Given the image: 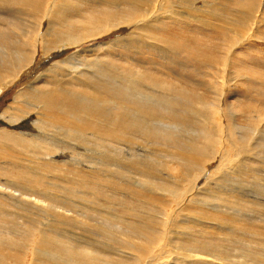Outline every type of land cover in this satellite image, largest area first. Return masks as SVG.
<instances>
[{"label": "bare ground", "instance_id": "1", "mask_svg": "<svg viewBox=\"0 0 264 264\" xmlns=\"http://www.w3.org/2000/svg\"><path fill=\"white\" fill-rule=\"evenodd\" d=\"M168 1L0 0V93L19 81L39 53H57L60 57L61 53L76 52L51 65L45 75H40L19 93L16 90L18 98H25V103L16 102L18 108L9 106L1 112L0 174L4 175H0V264H264V252H261L264 249V217L246 215L252 218L232 219L228 213L204 211L202 203L204 196L211 199L213 193H223L218 176L222 178L227 174L244 178L252 175L262 181L264 190V174L260 175L261 171L257 169L253 174L248 167L241 166L261 163L253 158L252 151L261 145L256 143V135L264 144V80L241 75L237 71L239 60L236 61L235 54L236 48L261 34L264 0L238 1L234 3L238 13L235 7L230 10L222 7L225 15L234 20L224 23L229 34L228 43L220 65L213 73H204L208 80L204 85L203 80L200 83L192 73L199 68L193 60L187 59L185 64L177 62L179 68L187 71V77L191 76L189 84L183 87L181 81H163L141 68L121 70L101 60L98 54L94 55L92 49L95 46L81 48L82 43L113 36L125 52L139 56L136 37H142L146 32L154 36V31L159 29L165 31L158 24L171 22L186 27L192 26L190 22L194 21L205 24L203 18L198 17V14H204L199 8L190 9L182 4L172 8L166 6ZM86 6L94 10L76 14ZM221 10L220 7L206 13L225 21L219 13ZM154 40L157 43L146 48L164 51V45L158 42L160 39L154 36ZM102 45L110 47L101 49L108 56H112V48L119 47L109 42ZM117 53L123 54L118 50ZM133 60L138 62L137 58ZM197 71L199 73V69ZM195 83L209 88L213 101L202 98L201 88ZM239 85L247 90L245 97L233 91L231 98L248 100L250 105L244 118L254 125L239 124L236 118L242 115L240 109L234 110L226 100V92L232 93ZM79 88L82 92H78ZM259 88L255 97L248 92V89ZM255 112H258L256 116ZM141 141L159 151L149 153L147 150V155L135 156L136 160L131 163L137 169L132 176L143 180L141 183L128 181L123 175L127 170L125 166L111 158L118 155L120 163L126 162L129 159L124 153L125 144ZM150 157L162 159L158 169L138 161ZM174 165L180 168L177 172L172 168ZM214 165L217 173L210 174ZM86 170L94 172L92 179L104 180L103 185L98 182L101 189L110 188L113 193L118 190L123 194L128 189L132 195L153 204L149 207L148 203L138 199L139 203L131 208L124 207V202L112 203V206L106 202L110 210L122 211L132 221L90 208L109 223H105L107 228L102 236L95 235L103 241L92 238V243L89 242L91 247L108 254L107 259L98 255H75L57 244L64 233L81 242L83 235L78 237L70 232V226L74 227V224L65 219L78 220L82 214L66 202L68 197L60 195H70L72 191L53 184L75 188L76 179L80 181L79 177H87ZM202 175H209V179L201 186L198 182ZM213 181L215 187L211 184ZM233 203L237 205L236 201ZM45 209L56 211L60 217L54 227L49 225L48 228L44 219V224L34 219ZM223 222L242 224L239 227L244 230L235 233ZM217 225L222 229L216 228ZM191 229L200 238L191 235ZM199 229L201 231H197ZM218 230L225 237L237 234L238 241L243 240L247 248L255 249L257 253L245 252L229 258V253L223 250L225 247L221 248L223 251L203 247L204 236L218 235ZM52 233L58 238L50 236ZM248 236L251 238H246ZM173 243H184L179 248L182 251L170 248ZM114 256L120 261L112 258Z\"/></svg>", "mask_w": 264, "mask_h": 264}, {"label": "rangeland", "instance_id": "2", "mask_svg": "<svg viewBox=\"0 0 264 264\" xmlns=\"http://www.w3.org/2000/svg\"><path fill=\"white\" fill-rule=\"evenodd\" d=\"M169 1H168V5H166V6H168V7L170 6L172 8H176V7H174V5L176 6V4L177 5L182 4V6L188 5L190 7V9L199 8L198 10L203 11L204 14H198L199 16L198 15L197 16L203 18V22L205 21L204 22L205 24L201 25V23L199 21L190 22V24L192 26H188V27L173 24L171 22H167L165 25L164 24H158L165 31H160L161 29H159L158 31H154L157 34L154 33L153 31H151V32L155 34L154 36H156L160 39V41L158 40V42H161L162 46L167 45L165 48L163 46L164 51H162V52H160L159 49L154 50L152 48H146L149 45H154L157 43L156 40H154L153 34H150L148 32H146L145 33L146 35L144 34L142 37H139V36L136 37L137 42L135 40V43H137V45L136 44L135 45L138 48H140V49L136 50L139 56H136L133 52H125V50L122 48V46L119 44H116V42L114 41L116 38L115 36H114L115 38H113V36H111L109 38L107 36H103V37H100L98 39L82 43L81 44L82 50H85V49H88L90 47L95 46L92 49V51L94 52V55L98 54L101 60L110 62L112 65L117 66V68H121V70L123 68H125L127 70L130 69L131 71H135L136 69L141 68L143 70H146L147 72L152 73L154 76L158 77L159 79H161L163 81H172V82H176V83L181 81V86H183V87H186V85H187L186 83L189 84L188 79L191 76L187 77V71L185 69L179 68V66L177 65V62L180 64H183V63L185 64V63H187L186 62L187 59L193 60L194 63L199 67L198 68L199 73L197 71L198 69H195L194 72H192V71L191 72L193 73L194 76H196V78L199 79V81H201L200 83H202V80H203V85L208 83V80H205V75L213 73L214 70H216L217 66L220 65V58L222 57L223 52H224V50L227 46V43H228L227 36L229 34L226 33V31H225L226 25L224 23L234 20V18L232 16L225 15L223 8L227 7V8H229L228 10H230L231 8L235 7L234 3H239V2L243 3L244 0H223V1L222 0L221 1L220 0H203V1H201V0H199V1L198 0H169ZM219 6L222 9L219 13H221V15H222L221 18H224L225 21L216 20L213 16H210V17H209V15L207 16V13L209 14L214 9L217 10L218 8H220ZM92 10H94L93 7L86 6L85 10L82 7L80 12L79 13L77 12L76 14L83 15V14L87 13L88 11H92ZM235 10H236V7H235ZM236 12L238 13L237 10H236ZM4 17H6V16H4ZM7 17H8V15H7ZM209 19H210V21H208ZM211 19H213V20H211ZM214 21H216V22H214ZM10 22H13V20ZM221 33H222V35H220ZM223 34H225L226 36ZM163 39L165 41H163ZM138 40H139V42L140 41L141 42L138 43ZM104 42H109L112 45H118L119 46L118 48H116V50L114 48H112L114 50V51L110 52L112 56H110V55L108 56V55L104 54L103 50H101V49L110 48L107 46H103L102 44ZM144 42H145V44L142 45V43H144ZM247 42H248L247 44H244L243 46H240V47L235 49V54L237 56L236 61L238 62V60H239V62L237 63V66H236V67H238L237 71H239L241 73V75H245V76L250 75L251 77L254 76V77H257L263 81L264 80V27L261 30V34L259 36H256ZM210 49L212 50V52ZM117 50L123 54L119 55L117 53ZM216 51H218V52H216ZM208 52L210 54H208ZM75 53H76L75 51H72L70 53H65V54L61 53L60 57H58L57 53H51L53 55H51V54L45 55L44 53H39L38 54L39 59L38 58L35 59L33 64L29 68L26 69V71L24 72V74H22L21 77L18 78V80L19 81L21 80V81L20 82L17 81L13 85H11V87L8 88L6 92L0 93V117L2 116L1 112L3 110H8L9 106H13L14 108H18L19 106H18V104H16V102H24L25 103V98H18V95H17V93H19L22 88L27 87L30 83L35 81L40 75L41 76L45 75L46 72L48 71L47 69H49L51 65L56 64L57 61H60V59H64V60L68 59V58L72 57ZM101 54H102V56H101ZM190 54H192V55H190ZM39 56L42 58H40ZM106 56L108 58H106ZM113 56H115V57H113ZM134 58H137L138 62H135L133 60ZM209 58H211V61ZM173 62H175V63H173ZM201 65H203V66H201ZM208 67H210V68H208ZM205 69H206V71H205ZM204 73H205V75H204ZM22 78H23V80H22ZM201 85L200 86L197 85L198 88H201V92H200L201 97L207 99L208 101H213V95L209 94L210 93L209 88H206V87L204 88ZM68 88H70V87H68ZM260 89L261 88H259L258 90L257 89H254V90L248 89V92L252 96L255 97L256 93H257L256 91H259ZM233 91H235L237 93L236 95H240L242 98H244L245 97L244 94H245V92H247V90L239 85L237 88L232 89V91H231L232 93H229V91H227L226 92L227 94L226 93H224V94H226V100H227L228 104L233 105L234 110H235V108L240 109L239 113H242L241 116L236 118V121H238L239 124H243L245 126H251V124H253V122L252 121L249 122L244 118L247 116V109H248V106L250 105V104H248V100L241 99V98H239L238 100L232 99L231 97L233 95ZM78 92H82V89L79 88ZM243 114L245 116H243ZM257 114H258V112H255L254 116H256ZM3 121L5 122V120H3ZM258 136H261V135L258 134ZM255 141L257 144H261V145H257L254 148V150L252 151V156H253V158L255 157L254 159H257L261 163L260 164L245 163V164H242L241 166L248 167L253 172V174H254V171L257 169L258 171H261L260 175H263L264 174V167H263L264 166L263 165V163H264V144H262L259 141L257 135L255 136ZM125 145L126 146H124V148L126 149V147H127V149L125 150L124 153H125L126 158L129 160H127L124 163H120L119 162L120 157L118 155L117 156L112 155L111 159H115V162L119 163L120 165L125 166V168L127 170L123 175L127 178L128 181L131 180V181H136V182L141 183L143 178L137 177L135 179L132 176V173L136 171L137 167L135 165H133L131 162H134L136 160L134 158L135 156H145V155H147L145 153H148V152L149 153H151V152L155 153V151L157 152L159 150L155 149V147L153 149V147L149 146L147 143L142 142V141L139 144H125ZM137 147H139V149ZM143 147H145L146 149H144ZM62 150H63V148H62ZM147 150H148V152H147ZM232 155H234V152H232ZM74 156H77L76 153H74ZM131 159H134V160H131ZM138 161H144L145 165L156 167V169H158V166L160 165L162 159L150 157V158H145V160L142 159V160H138ZM215 165L210 168V174L211 173L212 174L217 173V171L215 170ZM250 166H252V168ZM78 167L79 166H76V168H78ZM172 168L176 172L180 169L177 165L172 166ZM80 169H81V167L78 168V170H80ZM165 170H166V168H165ZM9 174L11 176H14V174L12 175L11 172ZM85 174L87 176L86 178L79 177L81 179L80 181H78V179L75 180L77 185L75 188H72V189H67V188H69V185H66V184H64V185H60L59 183L53 184L54 187L63 186V188L65 190H68L69 192L72 191V192H70V195L69 194H60V195H64L65 197H68L66 199V202L70 206H73L74 209H76L79 212V214H82V217H80L78 220L71 221V220L65 219L71 225L74 224V227L70 226V229L72 228L71 230L69 229L70 232L76 233V235L78 237H79V234H80V236H81V234L83 235L82 240L80 238L81 242H78L74 238L73 239L69 238L68 235L65 233L63 234L64 236H60L59 238L54 233L50 234V236L57 237L58 238L57 244L62 246L64 248L63 250L68 249L67 251H71V253H74L75 255H89V256L90 255H94V256L98 255L99 257L106 258V256L108 254H103L105 252H102V250L100 248L96 249L95 247H91L90 245L92 243V240H94L92 238H96L97 240H101L100 238L95 237V235L98 234L99 236H102V232H104L105 227H106L105 223H107L108 225H109V223L106 221L104 216H101L102 217L101 218L100 216L95 215L96 212L93 213L92 211H90V208L96 209L99 212H104L103 214H106V212H108L110 214L115 213V215L119 218L126 219L128 221H132V218L130 216H128L126 213H124L122 211L117 212V211L110 210L108 208L107 204L110 203L112 206L115 203L124 202L126 204V205H124V207H131V208L134 207L133 205L136 206L140 200L148 203L149 207H151L153 204L149 203L146 199L137 198L136 196L132 195L131 191H129L128 189H127L128 191L125 190V194L119 193L118 190H116L113 193L114 190L112 191L110 188L106 189L105 187H103L101 189V187L98 186V182L103 185V184H105L104 180L99 181L98 177H95V179H92L91 177L94 174L93 171L86 170ZM0 175H4V174H0ZM209 175H208V177L206 175H204V176L202 175L201 176L202 178L199 180L200 182H198V184L201 183V186L204 185V183L209 179ZM231 175L232 174H227V175H224L222 178H220L218 176L220 188H221V189L220 188H218V189H220V191H223V193H216V194L213 193V195H212L213 197L211 199H209L208 196H204L203 198L206 202L203 201V198H202L203 210L206 212L215 211L218 213L223 212L224 214L228 213L227 215L233 217L232 219L236 218V219L249 220L252 217L247 218L248 215L249 216L261 215L262 217H264V206H261L264 202V190H263L262 181L258 180V178L252 177V175H249L247 178L246 177L244 178V176H240L237 174H235L233 176H231ZM88 177L91 181L88 179ZM225 179H226V181H224ZM215 181H213L211 183L213 186L215 184ZM153 185H154V182L152 181V186ZM222 187H224V188L222 189ZM228 187H230V189L226 190ZM236 187H238V188H236ZM224 191H226L227 195H225L226 193ZM235 191H237L238 193H236ZM75 192H77L80 195H76ZM228 194L230 196H228ZM235 197L236 198L239 197V198L236 199ZM138 199H139V201H138ZM233 199H235V200H233ZM240 199L243 201H241ZM56 200L58 201V199H56ZM60 201H61V199L59 198L58 202H60ZM234 201L237 202V205H236V203H233ZM106 202H107V204H106ZM204 203H206V204H204ZM258 204H259V206H258ZM211 205H212V209L210 208ZM221 205H222V207L225 205V207L222 208ZM115 206L116 205H114V207ZM117 207H119V206H117ZM155 207H156V205H155ZM85 209H87V210L85 211ZM135 209L137 210V208H135ZM209 209H210V211H209ZM34 213H36V212L34 211ZM40 214H39L38 218H36V216H35L34 219H38V221L41 222V224L46 223L47 227L50 225V228H51V226L54 227L56 224L55 221H57V219L60 218L59 216H57V213L54 210L45 209V210H42V212ZM51 218H53V219H51ZM43 219L45 222L43 221ZM47 221H48V223H47ZM223 223L225 225L224 224H221V225H224L227 228H232V230H234L235 233H237L241 230H244L241 227H239L242 224L238 225L237 223L233 224V223H228V222H223ZM118 226H120V224H118ZM101 227H103V228H101ZM170 227H173V226L171 225ZM215 227L220 229V230L222 229L219 227V225H217ZM192 229H194V228H192ZM192 229L190 230V234L197 236V238H200V236L198 234H196V232H194ZM200 229L197 231H201ZM220 230L216 231V232H219L220 235L219 234L218 235L212 234V236H211V234L207 235L209 237H207L205 235L204 236L205 239H203V243H205V244H203V247L207 246L210 249H214V250L215 249L221 250V248L225 247V249L223 248V250L225 252L227 251V253H229V255H230V256H228L229 258H232L234 256H241L242 254H245V252L248 254L257 253V250L255 251V249L253 250L250 247L247 248L246 245L244 244L243 240H242V242L238 241L237 240V238H238L237 234L235 236L230 235L229 237H225V236H223V233H220L221 232ZM232 233H234V232L232 231ZM89 236H91V237H89ZM8 237H13V235L8 236ZM66 237H68L69 239H67ZM231 237L232 238L234 237V238L232 239ZM206 238H208V239H206ZM215 238H216V240H215ZM246 238H251V237L248 236ZM82 241L87 242V244L83 243ZM101 241H103V239ZM89 242H91V243H89ZM183 244L184 243L177 245V244L173 243L172 247H170V248L175 250L173 248V247H175L176 248L175 251L181 252L182 249H179V248ZM253 247H254V245H253ZM223 250H221V251H223ZM240 250H242V251H240ZM261 252H264V249H262ZM20 255H22V254L20 253ZM107 257H109V256H107ZM112 258H115L116 260L120 261L115 256ZM238 259L241 260L240 258H238ZM91 260H92V257H91ZM182 264H188V263H182Z\"/></svg>", "mask_w": 264, "mask_h": 264}]
</instances>
